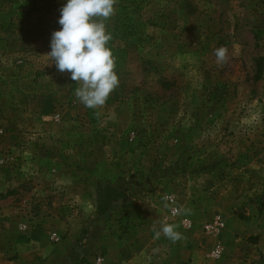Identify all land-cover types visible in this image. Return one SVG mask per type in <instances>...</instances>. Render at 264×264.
I'll list each match as a JSON object with an SVG mask.
<instances>
[{"label":"rangeland","instance_id":"374dc122","mask_svg":"<svg viewBox=\"0 0 264 264\" xmlns=\"http://www.w3.org/2000/svg\"><path fill=\"white\" fill-rule=\"evenodd\" d=\"M66 3L0 0V264L15 249L44 264H117L115 242L83 249L89 228L138 229L154 245L166 195L192 224H176L169 257L264 264V0H118L105 24L119 86L96 110L46 56ZM217 212L226 228L204 234Z\"/></svg>","mask_w":264,"mask_h":264},{"label":"clouds","instance_id":"9594fccd","mask_svg":"<svg viewBox=\"0 0 264 264\" xmlns=\"http://www.w3.org/2000/svg\"><path fill=\"white\" fill-rule=\"evenodd\" d=\"M117 3L118 0H67L60 9L58 23L61 27L52 33L51 51L46 54L59 72L70 73L71 79L79 85L75 90L77 99L93 110L102 108L119 86L116 58L107 46L112 36L105 24L115 15ZM228 52L224 46L214 50L219 67L228 63ZM184 211L181 207L174 214ZM177 228L178 225L167 222L159 229L153 225L157 239L163 235L173 243L183 239Z\"/></svg>","mask_w":264,"mask_h":264},{"label":"crops","instance_id":"0c3cea01","mask_svg":"<svg viewBox=\"0 0 264 264\" xmlns=\"http://www.w3.org/2000/svg\"><path fill=\"white\" fill-rule=\"evenodd\" d=\"M126 230V228L124 227ZM105 228L97 221L96 224H93L92 227L89 228L87 235L84 241L83 249L86 252H90L93 249L97 248L100 242L104 243L103 251L108 253L109 250L106 249V246L112 245L109 242H115L116 245H112L116 247L117 255H113V260L118 261L117 264H151V259H153V264H200L195 256L194 252L191 250L189 255H186L185 258L178 257H169V239L162 237L160 242H156L154 245L151 242L147 243L145 247H142L140 244V238L138 236V229H129L126 230L123 234L118 233L117 236L106 237L104 235ZM109 241V242H105ZM21 245V244H20ZM20 245L17 244V246ZM158 246V249L156 248ZM14 248V249H15ZM18 255L14 261H6L7 264H44L41 261H37L34 259H21L20 260V252L19 249H15ZM149 251L150 253H147ZM156 255H162L161 258H157ZM153 255V256H152ZM21 261V262H20ZM157 261V262H156ZM54 264V263H53Z\"/></svg>","mask_w":264,"mask_h":264},{"label":"built area","instance_id":"2783aa9c","mask_svg":"<svg viewBox=\"0 0 264 264\" xmlns=\"http://www.w3.org/2000/svg\"><path fill=\"white\" fill-rule=\"evenodd\" d=\"M164 200L168 205V212L166 217L167 223H172V224L179 223L180 227L183 230H190L192 227L191 222L186 219H180V214L178 215L174 214L175 211L179 209L176 198L173 195H166ZM225 228H226L225 219L221 213L217 212L212 215L210 220L206 221L201 226V231L207 235L220 236V234H222ZM51 240L54 243L59 242V237L57 236L56 233H53L51 235ZM222 251H223L222 246L220 244H216L210 251L209 257L213 259L218 258L220 257ZM92 264H105V263H104V259L101 256H97L93 259Z\"/></svg>","mask_w":264,"mask_h":264},{"label":"trees","instance_id":"16d2710c","mask_svg":"<svg viewBox=\"0 0 264 264\" xmlns=\"http://www.w3.org/2000/svg\"><path fill=\"white\" fill-rule=\"evenodd\" d=\"M148 65L152 64L151 62H146Z\"/></svg>","mask_w":264,"mask_h":264}]
</instances>
